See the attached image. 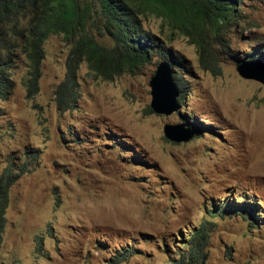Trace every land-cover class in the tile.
<instances>
[{"label":"rangeland","instance_id":"rangeland-1","mask_svg":"<svg viewBox=\"0 0 264 264\" xmlns=\"http://www.w3.org/2000/svg\"><path fill=\"white\" fill-rule=\"evenodd\" d=\"M235 11L217 75L199 66L184 36L142 16L188 69L174 66L183 98L169 114L149 107L156 53L111 80L80 62L79 99L64 112L53 101L69 48L63 36L44 40L32 97L27 61L16 59L11 92L0 99V174L23 163L28 170L8 190L0 264H177L191 229L205 221L204 257L192 264H264V85L235 70L237 58L264 54V0H239ZM164 123L193 135L167 139ZM225 200L256 204L252 222L236 209L205 212Z\"/></svg>","mask_w":264,"mask_h":264},{"label":"trees","instance_id":"trees-1","mask_svg":"<svg viewBox=\"0 0 264 264\" xmlns=\"http://www.w3.org/2000/svg\"><path fill=\"white\" fill-rule=\"evenodd\" d=\"M239 0H0V99L12 89L10 70L22 55L27 61V74L23 80L26 96L38 90L42 44L49 34H61L69 43L64 61V74L53 89V101L59 112L74 109L79 99L77 70L84 61L92 72L103 79L136 73L150 63L155 53L169 59L174 66L183 67L168 46L153 32L142 26V16L152 14L167 25L172 33L182 35L193 44L198 64L211 75L220 73L227 44L222 38L227 27L235 24L239 16L235 8ZM94 29L106 36L110 44L99 43L91 33ZM256 49L250 55H259ZM249 54V53H247ZM246 54V55H247ZM243 58H237L236 61ZM175 80L177 82L176 76ZM183 93L178 97L182 101ZM26 164L13 169L7 166L0 174V243L5 225L9 187L25 172ZM249 201L225 200L219 208H207L208 215H221L223 209L243 211V218L252 222ZM254 210V209H253ZM205 221L190 231L182 243L186 254L178 255L177 264H192L204 257L209 224ZM122 255L120 259H124Z\"/></svg>","mask_w":264,"mask_h":264},{"label":"water","instance_id":"water-1","mask_svg":"<svg viewBox=\"0 0 264 264\" xmlns=\"http://www.w3.org/2000/svg\"><path fill=\"white\" fill-rule=\"evenodd\" d=\"M235 70L240 76L255 79L264 85V54L237 61ZM174 73L175 69L169 59L157 62L153 74L148 79L149 107L153 112L169 114L179 108V87ZM162 132L172 141H186L193 135V131L189 127L184 128L182 123H164Z\"/></svg>","mask_w":264,"mask_h":264},{"label":"clouds","instance_id":"clouds-1","mask_svg":"<svg viewBox=\"0 0 264 264\" xmlns=\"http://www.w3.org/2000/svg\"><path fill=\"white\" fill-rule=\"evenodd\" d=\"M255 57V56H254ZM254 57H252V58H254ZM250 59V58H249ZM173 66V68H174V65H172ZM175 69V68H174ZM175 74V73H174ZM175 76V75H174ZM175 78V77H174ZM177 83V82H176ZM178 85V84H177ZM179 87V86H178ZM179 95H180V90H179ZM179 95H178V97H179ZM150 96V95H149ZM179 101V100H178ZM192 130V129H191ZM193 131V130H192Z\"/></svg>","mask_w":264,"mask_h":264}]
</instances>
